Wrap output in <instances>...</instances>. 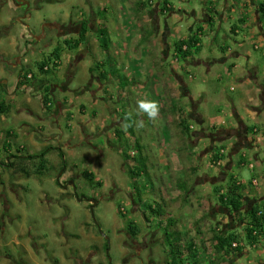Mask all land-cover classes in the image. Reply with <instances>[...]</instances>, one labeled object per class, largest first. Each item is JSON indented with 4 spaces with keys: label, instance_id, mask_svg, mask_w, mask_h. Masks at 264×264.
Returning <instances> with one entry per match:
<instances>
[{
    "label": "rangeland",
    "instance_id": "374dc122",
    "mask_svg": "<svg viewBox=\"0 0 264 264\" xmlns=\"http://www.w3.org/2000/svg\"><path fill=\"white\" fill-rule=\"evenodd\" d=\"M28 2L17 6L10 0H0V102L11 106L8 115H0V165L13 161V155L38 156L49 149L47 160L53 170L42 176L34 171L26 177L0 166V264H171L170 248L150 209L176 220L173 230L182 239L178 248L183 264L194 261L185 250L191 243L196 247L199 264H264V247L255 249L247 244L245 227L238 226V232L232 233L238 235L246 254L237 259L236 252L215 250L214 234H227L231 219L227 210L216 208L221 205L214 191L211 194L212 184L225 180L224 169L214 164L222 145L216 144V153L204 161L211 142L207 135L194 132L195 128L201 131V125L192 120L196 105H191L180 89L172 109V92L156 87L157 70L161 68L160 73L171 75L172 69L182 64L172 56V47L171 57L162 62L156 53L164 49V40H176L165 33L177 29L176 34L186 35L190 27L197 31L203 26L198 18L207 0ZM165 4L171 7L167 13L163 12ZM156 7L160 13L154 12ZM156 17L159 19L155 21ZM83 22L90 25L86 42L78 50L69 51L63 42L79 39ZM100 28L110 33V65L100 48ZM223 28L226 30L229 24ZM225 30L213 36L217 38L213 47L208 39L203 42L200 52L194 54L196 61L215 59L219 47L235 48L226 39ZM58 45L64 47L60 67L53 74L41 75L39 64ZM156 58L161 62L157 66L152 62ZM224 66L218 65L214 72L219 74ZM21 70L25 71L22 79ZM104 73L107 79L114 74L110 79L115 86L106 94ZM213 73L209 76L202 65L189 66L188 73H181L197 93L200 90L212 97L199 107L201 114L207 110L209 120L217 116L219 109L214 102L217 77ZM26 74L33 77L25 79ZM118 77L132 84L123 100L124 91L116 83ZM207 77L209 83L205 86ZM40 78L50 83L47 93L39 89ZM226 85L222 81L219 86L228 94ZM94 92L103 95L100 101L95 100ZM46 95L51 106L44 103ZM140 100L158 104L155 119L139 109ZM126 118L135 122V135L126 132L119 140L117 132L124 128L122 120ZM139 121H143L142 127L137 126ZM136 140L149 160V175L140 174L136 183L140 197L124 160L129 157L130 165L136 167ZM5 142L11 145L9 153L4 150ZM223 146L227 149L228 143ZM60 150L64 159L59 156ZM86 172L94 175L99 187L88 185ZM237 172L234 168L220 186L222 191H228L234 180H250L248 168H241L243 179H238ZM58 179L61 187L56 183ZM69 181L74 183L78 198L68 186ZM183 182L188 186L187 193L179 189ZM89 200L97 201L95 221ZM237 222L243 225L246 221ZM130 224L139 229L138 240L146 234L149 240L150 234H155L151 253L132 256L138 249L125 245Z\"/></svg>",
    "mask_w": 264,
    "mask_h": 264
},
{
    "label": "crops",
    "instance_id": "0c3cea01",
    "mask_svg": "<svg viewBox=\"0 0 264 264\" xmlns=\"http://www.w3.org/2000/svg\"><path fill=\"white\" fill-rule=\"evenodd\" d=\"M263 4L264 0H207V2H205V9L201 14L202 18H198L203 26L198 28L197 31L190 27L188 30L189 34L186 35L176 34V28L174 31H167L165 35L167 37H174L176 39L175 42L168 43L167 40H164V49L162 51L156 50L162 62V60L164 61L171 57V47L174 50L172 56L176 57L174 45L179 41L189 40L192 37L198 40L197 47L202 48L203 42L207 39L209 42L211 41V47H213V43L217 41V38L214 37H216L221 29L225 30V28H223L225 23L229 24V28L225 30L227 34L226 39H230L235 45V48H230L228 46L219 47L221 51L215 59L207 57L199 61L195 60L194 54L196 53L192 52L191 57L182 60L181 65H177L175 69H172L171 75H166L163 72L160 73L159 71L161 68L157 70V77L159 79L157 81H159V83H157L156 87L163 90V92L164 90L172 92V109H175V103L178 102L176 95L180 89L185 92V97L189 99V103H191V105H196L195 117L192 116V120L201 125V131H197L194 127V132L207 135L209 137L208 140L211 142L207 155L206 157L204 156V161H208L219 147L221 148L220 153L223 151V155H220L218 152L214 164L220 161L222 162L221 167L224 169L223 174L225 180L219 184L217 183L218 185L214 182V184H212L211 194H213L215 188H220V186L226 182L234 168H236L238 171L237 174L240 176L238 179H243L241 168L246 167L250 170L251 175L248 182L234 180L230 185H236L241 188L240 193L243 197L242 201L245 206V210L242 211V214L245 216H247L248 212L253 208H257L264 212V11L261 10ZM154 10L156 14L157 10L159 13L161 11H159L157 7L154 8ZM171 11V13H173V9H171ZM158 19L159 18L156 17L155 21ZM158 34L159 31L156 36ZM163 54L165 59L162 58ZM152 62L155 66L161 63L159 58H156V60ZM177 63H181L179 59ZM198 65H202L209 76L218 65L226 66H224V69H222L219 74L213 73V75L217 77V83L215 84L216 100H214V102L219 108L217 109L218 114L213 120L212 118H210V120L207 118V110L204 111V114L199 113L200 105L207 101L206 98L212 99V97L209 96L207 92H202L200 90L197 93L194 88L195 86L191 88V86L185 83L184 78L181 76V73H188L189 66ZM105 74L106 73H104V75ZM161 75H163L164 78L160 79ZM111 76L110 78L112 79ZM107 78L108 77H106V79ZM110 78L107 79L105 83H102L104 87L103 92L105 94L106 92H111L113 86H115L113 83L114 80ZM97 79L99 80V78ZM39 81L40 79L38 82ZM222 81H225L227 83L226 87H229L228 94L225 93L222 86H219ZM116 83H119V80L116 81ZM133 83H135V81ZM208 83L209 77L203 81L205 86ZM131 86L132 84H130L126 90H123L124 92L122 95L124 96H121V100L127 97V93L130 91L127 89ZM55 88H57V86H55ZM41 90L45 91V88ZM94 94L97 93L94 92ZM102 96L103 95L98 96L97 94L95 100L97 102L100 101L99 99L102 98ZM107 96L110 99V94ZM83 97H85V94ZM184 103L180 104L185 105ZM51 105V102H49L48 106ZM207 123H209V125H207ZM218 143H221L222 146H215ZM223 143H228L227 149L223 146ZM215 148H217L216 151H214ZM212 169H214V167ZM208 179L214 178L208 177ZM201 180L205 181L204 178ZM217 180L218 179H216V181ZM197 183L198 182H196V185ZM225 193L227 194L228 191H222V194ZM259 206H262V208H259ZM216 208L221 209L220 206H216ZM228 222L230 226L227 231L229 232H238V226L245 227V224L239 225L237 221L234 222L231 219H229ZM243 228L241 230H243ZM260 246L264 247V240L252 248L257 249ZM242 247V252L238 253L236 256L237 259L247 253L245 251V246Z\"/></svg>",
    "mask_w": 264,
    "mask_h": 264
},
{
    "label": "trees",
    "instance_id": "16d2710c",
    "mask_svg": "<svg viewBox=\"0 0 264 264\" xmlns=\"http://www.w3.org/2000/svg\"><path fill=\"white\" fill-rule=\"evenodd\" d=\"M261 10L264 11V4L261 6ZM169 12L170 7L168 4H165V8L163 12ZM81 29L78 33V38L77 40H70V41H65L63 42L64 46L67 47L69 51H74L78 50L80 46L85 44L86 42V34L89 32L90 25L86 22L81 23ZM98 39H99V44L100 48L102 49V52L107 56L106 63L107 64H112L111 61V56L109 52L110 48V33L107 28H100L98 30ZM198 40L192 37L189 40H184V41H179L174 45V49L176 52V57L179 60H186L187 58L192 56V52L194 53H199L200 52V47H197ZM64 52V47H61V45H58L56 49L39 64V71L41 75H49V73H54L56 70L60 67V62H61V57ZM114 72L115 70L112 69ZM25 71L21 70L20 73V78H23V73ZM116 72V71H115ZM32 75V74H31ZM29 74L25 76L26 78L28 77ZM114 76V74H112ZM33 77V76H32ZM31 77V78H32ZM119 78V85L120 89L125 90L130 84L127 79H120ZM39 89L45 88L46 93L49 90V84L48 79H42L40 78V81L38 82ZM44 86V87H43ZM50 102L49 97L46 95L44 98V103L48 106V103ZM11 111V106L6 105L4 101L0 102V115H8ZM123 129L117 132V138L119 140H122L125 136V133L128 132L131 136L135 135L134 129H135V122L129 120V118L123 119ZM127 125V127H125ZM8 136L9 135V132ZM11 148V145H9L7 142L4 144V150L5 152L8 151L10 152L9 149ZM135 149L137 152V157L134 158V161L136 163V167H133L130 165V161L127 159L129 157H126L125 160V167L127 168V173L129 177L132 179L134 190L139 193L140 197V191L136 185L138 177L141 175L143 176H148V157L145 156V149L144 147L139 143L138 140H136L135 144ZM57 150V149H54ZM49 149H46L44 152H42L40 155H28L26 157H21V156H16L13 155L12 158H14L13 161L7 162L6 164L2 162L1 166H6V168L12 172L14 175H24L26 177H30L32 172L35 171L36 175L42 176L46 172H50L53 170V167L50 166L48 160H47V152ZM220 154V152H219ZM59 156L64 159V154L62 153V150H60ZM10 156L6 157L7 160H10ZM38 161V162H37ZM37 162V163H34ZM30 165H33V169L30 168ZM63 168H66V163H63ZM141 171H140V170ZM139 170V171H138ZM141 174V175H140ZM85 178L88 181V185L90 187H94L97 185L98 187L100 186L99 183L95 182V177L92 173H84ZM58 186H60L59 180L56 181ZM181 187L179 188L182 192L187 193L188 192V186L185 182H183ZM239 187L236 185H232L229 187L228 193L222 194V189L221 188H215L214 195L217 196L218 201L220 205L228 211L231 220L233 221H241L245 222V231L244 235L247 240V244L250 245L251 247L257 246L258 244L261 243V241L264 240V212L260 211L257 208H253L248 212V215L245 216L242 214V211L245 210L244 203L242 201L243 197L240 193ZM151 214L154 219L158 221V224L160 225V229L163 230L164 234V240L165 244L168 245L170 248V256L172 259L171 264H183V259L180 258L181 251L178 248V245L181 243L182 239L178 233V231H174L173 229L176 227V220L173 219L172 217H163L162 214L159 213L158 210L150 209ZM245 217H247L245 219ZM133 224V223H132ZM130 224L128 226L129 234H132L133 236L136 235L137 233V227ZM214 244H215V250L217 253H222L224 252L225 254H230L231 252H236L240 253L243 250V247L240 246L239 241H238V235L232 232H227L225 235H220V234H214L213 237ZM234 244H237V247H233ZM194 243L189 244V246L186 247V252L189 255L191 259L194 261L192 264H199L198 261L196 260L197 255H196V249H195Z\"/></svg>",
    "mask_w": 264,
    "mask_h": 264
},
{
    "label": "flooded vegetation",
    "instance_id": "af4514ba",
    "mask_svg": "<svg viewBox=\"0 0 264 264\" xmlns=\"http://www.w3.org/2000/svg\"><path fill=\"white\" fill-rule=\"evenodd\" d=\"M12 1L14 4H16L17 6L19 5H24V3H27L29 0H10ZM27 5H29V2L27 3ZM58 29V28H57ZM62 29V28H61ZM59 31V30H58ZM60 178V177H59ZM59 180V179H58ZM70 182V181H69ZM69 182H67L68 186H69ZM61 187V185H60ZM64 188V187H63ZM65 189V188H64ZM75 193V192H74ZM75 196V194H74ZM221 207V206H220ZM223 208V207H221ZM129 226V225H128ZM127 226V227H128ZM139 229H137V233L135 236H133L132 234H129V231L128 233L126 234L127 235V238L129 239V242H126L125 245L126 247H132V248H135L137 247L138 249V253H134L132 256H137V255H141L144 251H149V253H151V250H152V246H153V243L155 241L154 239V236L155 234L152 233L150 234V239L147 240L146 238V235H144L143 238H141L140 240H138V234H139ZM135 239V240H134ZM133 245V246H131ZM110 260V259H109Z\"/></svg>",
    "mask_w": 264,
    "mask_h": 264
},
{
    "label": "clouds",
    "instance_id": "9594fccd",
    "mask_svg": "<svg viewBox=\"0 0 264 264\" xmlns=\"http://www.w3.org/2000/svg\"><path fill=\"white\" fill-rule=\"evenodd\" d=\"M138 107L142 112L147 113L150 119H155L159 112L158 104L154 101L140 100L138 101ZM137 126L142 127L143 121H139ZM125 127H127V125Z\"/></svg>",
    "mask_w": 264,
    "mask_h": 264
},
{
    "label": "water",
    "instance_id": "95a60500",
    "mask_svg": "<svg viewBox=\"0 0 264 264\" xmlns=\"http://www.w3.org/2000/svg\"><path fill=\"white\" fill-rule=\"evenodd\" d=\"M69 185L73 188V190L75 192V197L78 198V196L76 194V187H75L74 183L73 182H69ZM64 188L66 189L67 187H64ZM89 202L91 203L90 211H91L92 217H93V219L95 221L94 209H95V207L97 205V201H95V200H89Z\"/></svg>",
    "mask_w": 264,
    "mask_h": 264
},
{
    "label": "built area",
    "instance_id": "2783aa9c",
    "mask_svg": "<svg viewBox=\"0 0 264 264\" xmlns=\"http://www.w3.org/2000/svg\"><path fill=\"white\" fill-rule=\"evenodd\" d=\"M29 78H31V75L29 76ZM220 155H223V151L220 153ZM222 162L220 161L219 163H217V166H221ZM237 244H234L233 247H237Z\"/></svg>",
    "mask_w": 264,
    "mask_h": 264
}]
</instances>
